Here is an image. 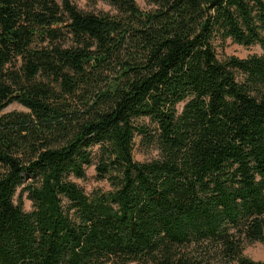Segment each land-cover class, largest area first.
Instances as JSON below:
<instances>
[{"label": "trees", "instance_id": "1", "mask_svg": "<svg viewBox=\"0 0 264 264\" xmlns=\"http://www.w3.org/2000/svg\"><path fill=\"white\" fill-rule=\"evenodd\" d=\"M104 1L0 0V264H264V0Z\"/></svg>", "mask_w": 264, "mask_h": 264}, {"label": "rangeland", "instance_id": "2", "mask_svg": "<svg viewBox=\"0 0 264 264\" xmlns=\"http://www.w3.org/2000/svg\"><path fill=\"white\" fill-rule=\"evenodd\" d=\"M74 3L84 11L91 12H111L115 13L116 10L113 6L107 3L104 0H98L96 2L91 0H73ZM138 4L142 8H149L150 6L145 0H137ZM219 57L221 59H225L231 55H235L241 58L248 57L253 54H262V49L258 46H245L236 42H233L229 39L226 45L223 48H219ZM13 110H25V107L19 103L10 104L5 111H13ZM135 158L138 161L149 160L153 157L157 156V150L153 148H147L143 146L140 142V138L137 139L136 147H135ZM74 180L79 183L86 192L90 193L97 188L108 189L109 184L106 180H100L97 178L95 166H91L87 169V176L85 179L82 178H74ZM15 200L19 201V193L15 196ZM24 208L26 210L32 209V201L27 198V194L25 193L23 196ZM245 254L251 257L254 260H262L264 261V242H254L249 244L245 248ZM237 264V263H231Z\"/></svg>", "mask_w": 264, "mask_h": 264}]
</instances>
